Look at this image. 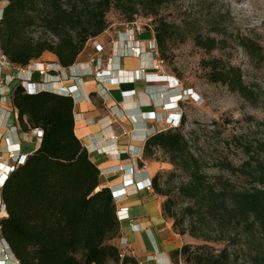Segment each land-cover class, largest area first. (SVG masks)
<instances>
[{"label": "trees", "instance_id": "1", "mask_svg": "<svg viewBox=\"0 0 264 264\" xmlns=\"http://www.w3.org/2000/svg\"><path fill=\"white\" fill-rule=\"evenodd\" d=\"M6 1L0 17V51L8 62L25 67L48 51L62 67H69L85 44L108 27L106 14L111 8L122 14L124 22H131L139 13L157 15L168 0ZM152 28L162 55L174 26L159 19ZM195 42L213 47L211 38L197 36ZM241 45L249 55L264 57L258 44ZM208 65L209 81L226 84L247 99L252 96L238 69H219L218 59ZM10 96L21 129L39 127L43 132L37 149L8 174L1 187L7 215L0 219V234L18 263L139 264L106 243L119 228L115 200L109 188L99 186V169L74 133L72 97L46 90L28 93L21 84L12 87ZM177 128L161 130L144 144V156L160 149L188 175L177 188L178 196L188 201L179 213L170 189L161 187L158 175L151 179L155 193L166 196L163 214L181 235L242 244L251 264H264V165L258 159L238 166L221 162L231 174L250 177L248 189H237L225 178L211 182ZM256 145L262 147L264 141ZM194 248L186 243L173 255L187 264H229L227 246L217 254Z\"/></svg>", "mask_w": 264, "mask_h": 264}, {"label": "crops", "instance_id": "2", "mask_svg": "<svg viewBox=\"0 0 264 264\" xmlns=\"http://www.w3.org/2000/svg\"><path fill=\"white\" fill-rule=\"evenodd\" d=\"M6 3L0 0V13ZM152 37L148 30L130 32L126 22L109 23L94 38L102 47V83L89 73V57L96 50L92 41L69 67H62L57 57L46 51L29 67L0 66V78L19 76L34 83L50 82V88L72 87L74 133L99 169V186L109 188L115 200L119 228L106 243L116 246L121 255L133 256L139 264H187L180 257L176 259L173 251L189 243L191 237L174 230L172 219L162 211L164 197L148 188L151 179L168 164L144 156L145 141L167 128L162 125L169 115H178L177 94L167 90L163 72L151 66L155 56L149 51ZM133 45L137 54H127ZM51 63L57 71L39 75L37 69ZM16 83L14 80L11 87ZM38 146L32 130L21 129L11 96L2 92L1 85L0 148L29 155ZM6 215L0 190V219Z\"/></svg>", "mask_w": 264, "mask_h": 264}, {"label": "rangeland", "instance_id": "3", "mask_svg": "<svg viewBox=\"0 0 264 264\" xmlns=\"http://www.w3.org/2000/svg\"><path fill=\"white\" fill-rule=\"evenodd\" d=\"M106 19L118 23L125 18L111 8ZM135 19L152 25L163 19L174 26L164 54L158 51L164 60L161 72L178 85L173 90L181 114L177 129L198 158L201 171L211 182L225 178L237 189L250 188V177L231 174L221 167V162L238 166L246 160L255 164L258 159L264 165V145H256L258 140L264 141V57L249 55L241 45V42H253L260 46L258 53L264 54V0H168L157 15L139 13ZM197 36L213 39V47L197 45ZM214 59L219 60V69L240 71L243 83L253 92L250 98L230 91L226 84L209 81L208 62ZM167 90L170 91L168 87ZM168 124L164 119L162 128H170ZM151 157L168 164L156 175L161 187L170 189V195L176 198L177 212H182L180 208L188 201L178 196L177 188L187 182V173L171 164L160 149ZM214 234L211 236L217 238ZM189 243L196 251L214 254L227 246L229 264H251L248 250L242 244L194 237Z\"/></svg>", "mask_w": 264, "mask_h": 264}, {"label": "built area", "instance_id": "4", "mask_svg": "<svg viewBox=\"0 0 264 264\" xmlns=\"http://www.w3.org/2000/svg\"><path fill=\"white\" fill-rule=\"evenodd\" d=\"M1 17V16H0ZM126 26L128 28V30L132 33H141L142 31L148 30L153 34V37L149 40V51L152 54H155V56L153 58H151V66L158 70L161 71L162 67H163V63L164 60L162 59V57L159 55L158 52V48H157V44H156V40L154 38V32H153V28L152 25L149 21H143L140 19H135L134 21L131 22H126ZM89 41H92L93 43H96L93 39H90ZM88 41V42H89ZM96 50L95 53L92 54L89 57V64L91 65V68L89 70V73L91 75L94 76L95 80L98 83H102L105 79V74H104V69L102 68V58L99 55V53L102 51V47L96 43L95 45ZM137 50L138 48L136 46H130L127 49V54H137ZM11 63L8 62V60L6 59V57L0 53V66H4V65H9ZM31 66V65H30ZM20 67V66H19ZM29 67V64L26 66ZM24 68V67H20ZM39 75H46L47 72H51V71H57V69H55L53 63L48 64V65H42L41 68L37 69ZM143 69L141 68L140 70V75L143 73L142 72ZM139 75V74H138ZM161 76H163V78H165V82H166V86L169 88L170 91H173L176 89V87L178 85H174L172 84L173 79H171L172 77L168 76V75H164L162 74ZM73 79H75V76H72ZM17 80L16 84H21L23 86V88L25 89L26 92L28 93H35L38 91H42V90H46V91H51V92H55V93H59V94H63V95H69L72 97L73 101H75V98L73 97V90L72 87H68V86H62L60 88H50V82H31L25 78H20L18 77H13V76H7V78L5 80H2L0 78V86L2 85V92L4 94H11V83ZM176 112H177V118L173 117L171 115H169L170 117L167 118V122L169 123V127H177L180 123V117L181 114L180 112H178V109L175 108ZM35 139L37 140V142H40V139L42 137V129L39 127L33 128L31 129ZM6 156V158H5ZM27 155L21 154L18 150H2L0 148V190L1 187L4 183V181L6 180L8 174L18 165L24 162L25 158ZM10 161L9 164H7ZM148 188H151V184L148 185ZM0 264H6L7 261L12 260L13 264H17L18 260L14 257V255L12 254L7 242L2 238V243H0Z\"/></svg>", "mask_w": 264, "mask_h": 264}, {"label": "water", "instance_id": "5", "mask_svg": "<svg viewBox=\"0 0 264 264\" xmlns=\"http://www.w3.org/2000/svg\"><path fill=\"white\" fill-rule=\"evenodd\" d=\"M0 16H1V13H0Z\"/></svg>", "mask_w": 264, "mask_h": 264}]
</instances>
